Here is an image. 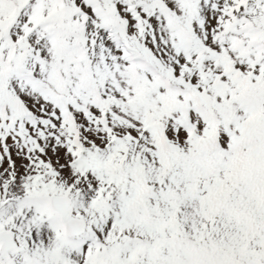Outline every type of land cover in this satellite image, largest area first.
Returning a JSON list of instances; mask_svg holds the SVG:
<instances>
[{
  "label": "snow or ice",
  "instance_id": "obj_1",
  "mask_svg": "<svg viewBox=\"0 0 264 264\" xmlns=\"http://www.w3.org/2000/svg\"><path fill=\"white\" fill-rule=\"evenodd\" d=\"M0 264H264V0H0Z\"/></svg>",
  "mask_w": 264,
  "mask_h": 264
}]
</instances>
